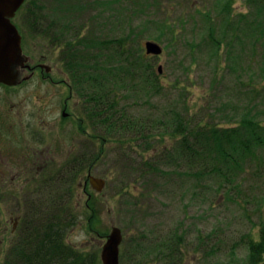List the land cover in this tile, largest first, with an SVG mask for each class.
<instances>
[{
    "label": "trees",
    "instance_id": "1",
    "mask_svg": "<svg viewBox=\"0 0 264 264\" xmlns=\"http://www.w3.org/2000/svg\"><path fill=\"white\" fill-rule=\"evenodd\" d=\"M112 2L27 0L24 4L29 11L23 21L30 32L43 35L50 47L59 50V56L68 58L61 62L68 73L74 74L75 92L83 101L80 126L91 128V137L97 142L91 140L90 144L98 143L100 148L70 157L59 173L46 177L42 189L27 201L1 264H103L102 249H80L69 243L67 237L82 219L87 220L90 231L97 229L96 198L89 195L81 211L76 192L84 174L87 172L89 177L108 153L114 157L118 169L110 182L106 180V189L124 200L129 199L126 204L131 203V208L138 207L129 198L131 190L141 188L142 196L151 199L173 185L172 182L180 185L178 181H181L183 186L188 179H193L191 182L195 184L193 200L202 199L199 190L204 193L211 189L216 197L210 202L223 197L247 212L254 207L259 224H254L237 242L227 243L225 264H264V60L247 81L236 75L239 68L243 69V60H231L233 47L239 44L241 36L252 46L253 53L256 45L264 42V0H246L250 9L256 10L251 16L234 15V0H228L218 11L221 19L212 24L204 42L216 65L209 99L201 107L190 103V77L186 80L177 77L167 88L144 49L137 51L128 44L130 38L134 41L148 34L159 44L168 39L169 45L178 47L183 36L174 21L158 15L155 18L157 7L142 4L146 18L135 26L133 11L131 35L106 39L97 33L99 14H94L95 9L110 6ZM55 9L66 12L60 15L52 12ZM90 12L93 16L88 17ZM208 19L212 23L214 18ZM249 36L254 39H247ZM188 46L192 51L199 48L193 41ZM225 48L228 60H224ZM200 61L194 56L188 70L199 66ZM228 75L236 77V85L245 99H240V103L229 100L218 106L214 98ZM173 91L179 93L178 99L168 96L167 92ZM141 95L147 97L144 103L153 107L146 112V108L139 109L136 104ZM158 96L163 98L162 103L153 104ZM111 144L115 145L112 151ZM206 199L203 197L202 203H208ZM183 229L177 228L160 237L154 235L142 242L144 245L138 240L140 248L128 254V260L141 264L142 255L151 257L150 263L184 264L190 250L207 257L223 251L215 232H197L192 240L193 234ZM241 251L245 252L243 258Z\"/></svg>",
    "mask_w": 264,
    "mask_h": 264
},
{
    "label": "rangeland",
    "instance_id": "2",
    "mask_svg": "<svg viewBox=\"0 0 264 264\" xmlns=\"http://www.w3.org/2000/svg\"><path fill=\"white\" fill-rule=\"evenodd\" d=\"M102 1L106 2L108 0ZM111 1H113L112 5L99 7L95 9L94 14H99L97 16L99 17L97 23L99 24L96 25L97 33L106 39L121 38L125 34L128 35V33L131 35L133 11L136 14L134 18L136 20L135 26H138L146 18L145 13H143V7H140L142 4H154L157 9L161 8L159 13L157 9L154 10L155 18L158 15L174 21L173 23L179 28V33L181 31L183 37H181L178 47L174 44L169 45L168 39L164 43H160L164 49L161 56H149L146 54V42L153 41L148 34H144L134 41L130 38L128 44L131 47L134 45L133 47L137 51L143 48L144 54L155 64L157 71L159 66L163 67V73L159 74L162 77L161 82L167 88H170V85L176 81L177 77L181 76L183 80L190 77L192 80L189 94L191 105L201 107V105L206 104L207 99H209L210 81L215 76L214 64L216 65V62L211 60L210 53L207 51L208 49L204 42L210 33L212 24L218 23L221 19L218 11L228 0ZM135 2L136 4H134ZM24 7L19 10L17 17L14 19V23L20 26L26 36L24 56L34 58L59 56V50H54L50 47L49 42L45 40L43 35L35 36L37 34L31 33L28 26L24 24L23 17L29 11ZM144 10L147 9L144 8ZM52 12H59L57 14L61 15L66 11L55 9ZM233 13L234 15L242 13L251 16L256 13V10L250 9L246 0H234ZM87 16H93V12H90ZM114 16L116 17L114 18ZM209 17L214 18L212 23H209ZM220 34L221 32L218 31V35ZM247 39L253 40L254 38L249 36ZM227 40H231V38L228 37ZM192 41L199 47L195 51H192L191 47L188 46ZM251 47L246 39L244 40L241 36L239 44L236 43L233 47L234 54L233 59H231L243 60V69L239 68L236 75L246 81L251 74L254 75L258 71L262 60H264V42L256 45V53H253ZM226 52L227 49L225 48L224 60H228ZM194 56L201 60V63H199V66H193L191 71H189L188 68H190ZM41 61H45L47 65L54 66L55 73H53V78L56 82L67 79L65 75H62V70L67 71L61 60H32L31 62L35 64ZM250 66L251 68L249 69L248 67ZM248 70H251L250 73H246ZM220 77L226 79L225 75L221 74ZM236 82L235 76H227L226 83L218 91L216 98H214L218 106L229 100L240 103L245 99L241 95L240 86L236 85ZM69 93V89L64 85H55L50 81L44 80L41 76H36L16 87L0 84V264L4 260L14 236V226L16 224L14 219L22 217L27 207L24 200L26 199L27 203L36 195L38 190L42 189L43 183L41 184L39 181V176L31 174L25 177H17L16 173L14 174L20 168L23 157L27 156L28 153L37 152L39 154V152L44 151L46 152V159L52 163L49 168L55 173H59L60 168L70 157L78 153L90 152L94 149L99 151L100 145L98 143L96 145L90 144L91 140L97 142L95 138L91 137V128L86 126L87 129H84L80 126L82 107L80 108V98L76 94L71 101L69 112L75 116L73 121L77 127L73 128L70 124H63L62 111ZM167 94L173 99L179 98V93H176V91H173V93L167 92ZM145 99L147 97L141 95V98L136 100L138 102L136 104H138L139 109L146 108L145 110L143 109L146 112V110H150L153 107L145 104ZM162 101L163 98L158 96L154 98L153 104H161ZM129 102L134 104L133 100ZM262 107L264 108V106ZM194 110L192 108V112ZM27 124L37 126V128L32 127L34 128L32 129L34 130V135L30 134L31 128L27 127ZM24 126L27 128L26 131L23 130ZM37 130H42V134L36 133ZM114 147V144L109 146L111 151ZM262 151L264 152V149ZM114 161L115 159L111 153L106 154L104 159L93 169V175L110 182V179H113L116 173V169H118ZM88 178V173L86 172L78 182L76 200L82 207L81 211H84L83 207L89 199V195H93L96 198L94 205L98 217L97 229L93 232L90 231L87 220L82 219L80 225L68 234L67 239L69 243L80 249L101 250L112 228L114 226L119 227L124 234V241L121 245V264H135L128 260L127 255L140 248L137 243L138 240L141 239V244L144 245L142 242L151 239L150 237L153 238L154 235L160 237L177 228H184V231L192 233V240L197 235V232L203 234L215 232L219 236L218 242L222 244V252L208 257L205 254L197 253L195 250H190L184 259V264H225L226 249H228L227 243L233 244L237 242L241 236L252 229L254 224H259V214L254 210V207H251L247 212L243 207L236 203L228 202L223 197L221 199L217 197L216 201L210 202L216 197L211 189L204 190V193L202 190H199L200 193L198 192L199 197L202 199L203 197L208 198L206 199L208 203H202V199L193 200L192 198L196 194L195 188L192 187L191 181L193 179L186 180L185 182L187 183L183 186H181V181H178L180 185L177 182H172L173 185L165 188L162 193H156L157 197L151 199L142 196L141 188L139 190L133 189L131 190L132 196L129 198L133 202H137L138 207L131 208V203L126 204L129 199L124 200L114 195L106 187L102 193H98L91 185H88L86 191L84 184ZM16 196L20 199L17 200ZM244 256L245 252L241 251L240 257L243 258ZM139 258L141 264H156V261L150 263L152 262L150 260L151 257L147 258L141 255ZM137 259L136 262H139Z\"/></svg>",
    "mask_w": 264,
    "mask_h": 264
},
{
    "label": "water",
    "instance_id": "3",
    "mask_svg": "<svg viewBox=\"0 0 264 264\" xmlns=\"http://www.w3.org/2000/svg\"><path fill=\"white\" fill-rule=\"evenodd\" d=\"M25 2L26 0H0V84L9 87L19 84V74L14 71V66L25 61L20 60L24 57L22 35L12 21ZM145 49L150 56H161L164 52L163 46L155 41H147ZM158 71L162 74L163 67L159 66ZM89 182L98 193H102L107 184L105 179L95 176H90ZM106 240L101 253L102 263L121 264L123 230L114 226Z\"/></svg>",
    "mask_w": 264,
    "mask_h": 264
},
{
    "label": "flooded vegetation",
    "instance_id": "4",
    "mask_svg": "<svg viewBox=\"0 0 264 264\" xmlns=\"http://www.w3.org/2000/svg\"><path fill=\"white\" fill-rule=\"evenodd\" d=\"M17 15H18V13L16 14L15 18L17 17ZM14 19L12 20L13 23H14ZM16 26H17L20 34L22 35L23 54H25L24 43H25V37L26 36L23 33L20 26H18V25H16ZM24 27L26 28V26H24ZM28 28H29V26H28ZM40 35L41 34H37L35 36L39 37ZM20 60H25V61L21 62L19 65L14 66V71L19 74V84L17 86L21 85L24 82L31 80L32 78H34L36 76H41L44 80L50 81L51 83H53L55 85H60V84L64 85L66 88L69 89L70 93H69V97L65 101L64 109L62 111V116H63V121H64L63 124L64 125L70 124L73 126V128L77 127V125L73 121L75 116L69 112V110L71 108V101L74 99L75 94H76L75 87H74V84L72 82L74 74H71V73H68V72H65L62 70V73H63L62 75H65L67 77V79H63L61 81L56 82L53 78V73H55L54 66L47 65L45 61H41V62L35 63V64H33L31 62L32 60H68V58L63 57V56H52V57H49V56L45 57L44 56L41 58H34L31 56L25 55ZM14 87H16V86H14ZM79 105H80V108L82 107V110H83V101L81 100V98H80V104ZM78 119H80V118H78ZM26 126L31 128L30 134L34 135V130H32V129L37 128V126H34L32 124H27ZM26 126L23 127L24 131H26V129H27ZM32 127H34V128H32ZM36 133L41 135L42 130H37ZM45 154H46V152H44V151L39 152V154H37V152H34L32 154L28 153L27 156L23 157L21 164H20V168L17 170V172H14V174L16 173L17 177H25V176H28L31 174H35L36 176L40 177L39 181L41 182V184L44 183L43 181L47 180L46 179L47 176H50L51 174L55 173L54 171H52L51 168H49L52 163L50 162V160L48 161L46 159ZM34 157H35V159H33ZM90 176H94L92 172L89 173V177ZM88 185H91L89 182V179L84 184V188H86ZM16 198H17V200L20 199L18 196H16ZM24 201H25L24 202L25 205H27L26 199ZM21 219H22V217H20V218L18 217L17 219H14V221L16 223L14 226L15 227L14 233L18 229L20 222H21Z\"/></svg>",
    "mask_w": 264,
    "mask_h": 264
}]
</instances>
